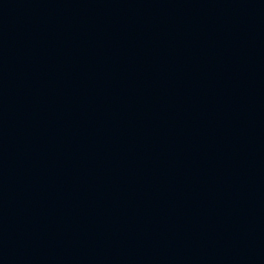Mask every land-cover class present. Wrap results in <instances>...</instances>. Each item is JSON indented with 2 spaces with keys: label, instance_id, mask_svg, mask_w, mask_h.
I'll return each instance as SVG.
<instances>
[{
  "label": "water",
  "instance_id": "95a60500",
  "mask_svg": "<svg viewBox=\"0 0 264 264\" xmlns=\"http://www.w3.org/2000/svg\"><path fill=\"white\" fill-rule=\"evenodd\" d=\"M0 264H264V0H0Z\"/></svg>",
  "mask_w": 264,
  "mask_h": 264
}]
</instances>
